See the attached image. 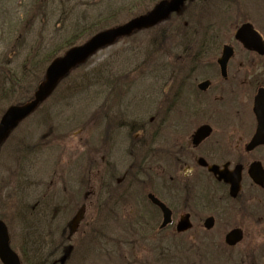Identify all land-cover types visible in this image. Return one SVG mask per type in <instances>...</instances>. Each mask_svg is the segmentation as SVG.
Masks as SVG:
<instances>
[{"label":"rangeland","instance_id":"1","mask_svg":"<svg viewBox=\"0 0 264 264\" xmlns=\"http://www.w3.org/2000/svg\"><path fill=\"white\" fill-rule=\"evenodd\" d=\"M132 1L0 0V63H4L11 70L7 69V73H19L30 53H38V58L44 57L45 52L57 50L62 46L76 27L90 23L108 10L129 8ZM218 1L220 8L216 7V13L211 11L215 18L210 25L214 28L209 30L218 36L219 45L233 43L236 30L248 20L255 18L259 24L264 22V0ZM230 2L236 3L232 7L235 13L231 11L230 15H227L228 18H223L220 22L218 14L224 10L222 5ZM136 11L137 9L127 13L134 14ZM183 17L172 16L153 31L139 32L137 35L118 40L111 47L97 52L89 59L87 66L90 69L105 63L109 65L108 69H133L134 65L146 59L150 41L156 40L164 29H173L181 20L185 21ZM63 53L64 50L57 56ZM173 56L172 53L157 55L153 63L146 65L145 70L135 72V75L131 76L130 80L134 81L135 86L128 94L122 116L116 120H124L123 128L107 129L109 123L103 121L106 113L103 103L106 99L99 96L98 87L94 88L88 100L78 96L65 105L63 101L68 99V95L63 86L58 90L56 98L51 97L42 111L21 123L1 146L0 219H8L6 223L11 235V245L20 255L23 241L15 211L19 197H23L24 203L34 204L42 197L47 199L48 196L54 195V203L58 205V218L54 221L52 235H59L64 226L68 225L72 240L66 245L74 246L82 239L86 228L98 232L93 241V237L88 235L78 254L69 262L65 260V264H264V204H260V210L257 209L259 212L255 217V220L262 217L263 221L249 220L246 225L248 230L255 233L251 239V244L258 245L254 254L252 251L247 253L243 245L229 248L225 244L226 234L240 226L239 217L234 211L225 215L219 209L216 210L217 208L209 210L203 205L189 206L196 214H206V217L217 215L214 230H194L182 236L173 228L161 236L137 235L136 230L133 231L138 227L135 223L136 217L145 216L149 222L153 217V209L145 200H142L143 203L140 200L142 194L146 197L152 189L148 186L134 189L126 195L128 197L124 202L113 196L111 199L106 193V157L109 141L120 136L119 139L125 143V149L130 147L132 140L139 142L144 136L143 132L127 135L131 130L129 123H135L131 124L135 125V128L138 125L145 126V129L147 127L148 148L152 147V135L160 125L158 119L154 122L152 119L159 114L161 118V114L164 115L168 110L160 105L164 95L159 96L158 93L161 87L164 88L165 80L170 77V69L184 68L181 66L182 61L174 59ZM204 63L206 60L203 65ZM187 67L192 68L189 64ZM199 67L202 68V65ZM84 72L85 69L80 68L74 77ZM101 89L103 91L106 87ZM161 92L163 93L162 89ZM8 104V100L0 99V120L9 108ZM49 109L59 115L53 117L57 122L47 123L43 119L41 112L46 115ZM113 121L112 119L111 123H114ZM169 132L170 129L166 128L161 133L169 135ZM168 135L162 136L164 139L160 150L169 149ZM136 155L138 152L135 151L134 156ZM160 155L164 157L165 154L160 152ZM125 159L123 168L131 166L134 162V158L127 156V153ZM154 159H158V156ZM118 172L117 174L121 173ZM24 186H27V191L21 192ZM111 209L117 210L118 214L113 213L111 217ZM66 252L69 254L70 251L59 252L58 264L66 259Z\"/></svg>","mask_w":264,"mask_h":264},{"label":"flooded vegetation","instance_id":"2","mask_svg":"<svg viewBox=\"0 0 264 264\" xmlns=\"http://www.w3.org/2000/svg\"><path fill=\"white\" fill-rule=\"evenodd\" d=\"M251 23L262 40H235L234 37L233 43L223 46L213 43L216 40H206V64L201 63L202 68L168 71L170 77L165 80L164 88L161 87L163 93L161 89L158 93L164 95L160 105L168 110L161 118L159 114L152 119L153 122L158 119L160 125L152 135V147L137 165L123 168L128 148H124L120 136L109 141L106 157L108 197L124 202L134 189L145 186L152 189L146 197L142 194L140 200H145L153 209V217L149 222L138 216L141 225L133 230L137 235H155L162 231L161 209L149 201V196L153 195L172 211L173 219L167 231L177 229L186 216L191 228L180 235L194 230L213 231L217 215L206 217V214H196L189 209V206L203 205L209 210L217 208L225 215L236 212L240 225L236 228L243 235L238 246L243 245L247 253H254L258 247L251 244L255 233L246 225L249 220L254 222L260 204H264V185L254 180V177L259 176L261 180L264 177V143L251 147L259 127L256 102L264 105V22L259 24L255 19ZM227 45L233 48L234 55L224 72L218 60ZM166 128L170 129L169 135L161 133ZM165 135L169 136V149L160 150ZM160 152H164V157ZM155 156L158 159H154ZM215 167L220 173L240 175V189L235 197L225 179L220 180L219 175L209 171ZM128 170L133 171L130 177ZM118 171L121 173L117 174ZM113 213L116 215L118 211L111 209V217ZM209 218L215 221L212 230L206 228ZM255 221H263V218Z\"/></svg>","mask_w":264,"mask_h":264},{"label":"trees","instance_id":"3","mask_svg":"<svg viewBox=\"0 0 264 264\" xmlns=\"http://www.w3.org/2000/svg\"><path fill=\"white\" fill-rule=\"evenodd\" d=\"M148 1L150 3H147ZM160 1L133 0L129 8H114L110 11L108 10L107 13L96 17L90 23L76 27L73 34L65 40L62 46H59V50L45 52L42 58H38V53H30L19 73H7V69L9 71L11 70L4 63H0V99L8 100V107L27 103L33 98L38 85L45 79L47 67L58 57L57 55L61 51L64 50L65 53L70 48L84 43L100 31L121 25L131 18L148 13ZM217 1L194 0L193 2L187 3L182 13L178 15L181 17L183 15L184 17L182 19L185 21L181 20V23H178L173 29H164L156 40H151L146 59L134 65L133 69L124 67L123 69H116L114 67L108 69L107 66L109 65L105 63L89 69L87 62L79 66L62 80L59 88L52 97L54 96L56 98L58 90L65 86V93L68 95V99L63 101V103L67 105L78 96L83 97V100H88L93 94L94 88L98 87L99 96H103L106 99V102L103 103L106 107L103 121L104 123H109L107 129L114 130L115 127V130H117L120 125L125 126L124 120H119L118 122L116 120L122 116L121 114H123L122 111H124L123 108L128 99V94L135 86L134 81L130 80L131 76L135 75V72L139 73L145 70L147 68L146 65L153 63L157 55L170 54L175 51V55H179L175 59L180 57L181 60L185 61L184 63L191 62L194 64L202 55L206 54V40H216L214 31L211 32L209 30L214 27L210 25L211 21L208 20L210 19L211 11L217 6L220 8V2ZM136 9L137 11L134 14H130ZM128 11L130 13H127ZM126 15L128 16L125 17ZM155 28L149 31H153ZM138 33H134L133 36ZM209 36L211 37L208 38ZM80 68L85 69V72L78 77H74L75 72ZM103 87H106V89L102 91L101 88ZM44 105L45 103L39 111L43 110ZM41 114L47 123L49 121L57 122L53 117L59 116L53 113L52 109H49L46 115L42 112ZM112 119L114 123H111ZM129 125L128 127H133L130 123ZM20 191L26 192L27 186H24ZM11 196L12 193H10ZM22 199L23 197H19L15 211H17L23 241L21 253L23 264H58L59 252L61 250H67L66 247L72 244L66 245L67 242H70L68 239L70 232L67 228L68 225L64 226V223L62 232L59 235H55V233L52 235L53 232L51 230L53 229L54 221L58 218V205L54 203L55 196L50 195L47 199L42 197L41 200L34 204L24 203ZM1 219L8 221L5 217H1ZM58 224L60 225L61 223L59 222ZM77 244L79 245L80 242H77Z\"/></svg>","mask_w":264,"mask_h":264},{"label":"water","instance_id":"4","mask_svg":"<svg viewBox=\"0 0 264 264\" xmlns=\"http://www.w3.org/2000/svg\"><path fill=\"white\" fill-rule=\"evenodd\" d=\"M189 1L193 0H163L149 13L133 18L121 26L100 32L83 45L70 49L64 56L53 61L46 71V79L44 83L39 86L34 98L26 105L12 106L2 117L0 122V147L8 139L11 132H13L22 121L33 114L37 108L53 94L59 82L72 70L79 65L84 64L101 49L113 45L118 39L131 36L136 31L155 27L156 25L167 21L173 14L181 13L185 4ZM251 30L250 25H244L238 31L237 39L247 40L249 34L252 33ZM232 55V48L228 46L225 47L223 57L219 60V64L224 72L227 69L228 61ZM258 102L256 103L255 112L258 116L259 127L257 136L251 147L264 143V105H260ZM211 171L215 175H219L220 180L225 179L226 183L231 185V195L232 197H235L240 189V175L235 173H232L231 175L222 172L220 173L216 167L212 168ZM254 180L259 185H264V177L262 180L259 176L254 177ZM150 199L155 205L161 208L164 214L162 228L166 227L171 222L172 212L154 196H150ZM188 219L189 217L187 216L180 223L178 227L179 232H185L191 228ZM214 224V219L209 218L206 221V228L211 230L214 227ZM242 238L243 235L241 230L234 229L227 234L225 243L229 247H235L242 241ZM0 261L2 264H22L19 255L11 247L9 229L6 223L2 220H0Z\"/></svg>","mask_w":264,"mask_h":264}]
</instances>
